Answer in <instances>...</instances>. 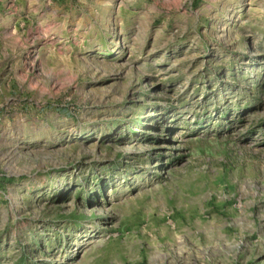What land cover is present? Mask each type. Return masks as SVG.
Instances as JSON below:
<instances>
[{"label": "rangeland", "instance_id": "374dc122", "mask_svg": "<svg viewBox=\"0 0 264 264\" xmlns=\"http://www.w3.org/2000/svg\"><path fill=\"white\" fill-rule=\"evenodd\" d=\"M0 264H264V0H0Z\"/></svg>", "mask_w": 264, "mask_h": 264}]
</instances>
